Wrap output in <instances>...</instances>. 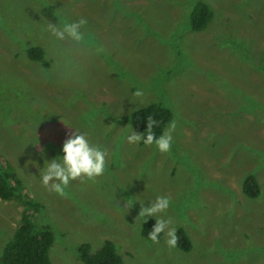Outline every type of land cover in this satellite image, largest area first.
I'll return each instance as SVG.
<instances>
[{"label":"rangeland","instance_id":"rangeland-1","mask_svg":"<svg viewBox=\"0 0 264 264\" xmlns=\"http://www.w3.org/2000/svg\"><path fill=\"white\" fill-rule=\"evenodd\" d=\"M200 2L213 17L196 31ZM80 18L79 43L48 30ZM151 103L172 111L166 153L126 140L140 133L131 112ZM67 126L109 155L102 175L59 195L28 161L59 154ZM0 158L17 178V198H0V255L30 199L53 232L51 264H84L79 245L107 239L122 264H264V0H0ZM248 174L257 197L242 190ZM157 195L170 204L153 218L184 228L190 251L143 235L141 204Z\"/></svg>","mask_w":264,"mask_h":264},{"label":"trees","instance_id":"trees-1","mask_svg":"<svg viewBox=\"0 0 264 264\" xmlns=\"http://www.w3.org/2000/svg\"><path fill=\"white\" fill-rule=\"evenodd\" d=\"M213 17V11L207 3L200 2L191 12L192 28L196 31L206 28ZM30 59L46 63L45 53L42 47L32 45L27 49ZM172 111L161 103H151L134 109L130 118L133 126L140 132H144L148 119L155 121L152 131L159 136L172 120ZM141 144H143L141 142ZM2 160V158H0ZM5 160L3 164L5 166ZM6 167V166H5ZM3 169V168H2ZM17 178L7 169L0 171V198L12 200L17 198ZM244 194L249 197H257L260 194V185L254 174L245 176L242 183ZM30 212L23 213L21 222L16 227L13 238L3 248L0 255V264H51L49 250L53 244V232L48 226H37L33 220L38 212L40 204L25 201ZM155 218H147L143 223L142 233L147 237L148 231L154 226ZM177 247L182 251H190L192 241L184 228L176 230ZM162 236V235H161ZM79 258L84 264H122V257L117 252L111 240H105L102 246L95 252H90V245L82 243L78 247Z\"/></svg>","mask_w":264,"mask_h":264},{"label":"clouds","instance_id":"clouds-1","mask_svg":"<svg viewBox=\"0 0 264 264\" xmlns=\"http://www.w3.org/2000/svg\"><path fill=\"white\" fill-rule=\"evenodd\" d=\"M86 24L84 18L77 21L50 23L48 30L51 35L59 41L66 38L79 43L84 39L81 31ZM135 95L139 96L140 92ZM155 121L148 119L144 132L137 133L131 130L126 136V140L130 144L143 143L145 146L155 145L156 149L161 153L169 151L172 143V131L175 128V122H171L167 129L159 136H155L152 128ZM69 127V126H67ZM74 129L73 127H69ZM33 145V144H32ZM37 144L33 146H37ZM38 155L43 160V166L39 167L35 160L28 161L34 167H37L40 184L48 191L63 195L64 189L68 186L70 180L79 177L94 179L102 175L105 171L106 161L108 158V150L97 144L92 143L87 134L74 129L71 134H66L60 153L51 159L44 158V149L40 148ZM138 201V200H136ZM134 201L131 202V205ZM148 206L141 204L138 216L141 223H144L148 217H155L159 213H164L170 204V198L167 195H157L154 199L147 201ZM171 219L156 218L154 226L147 233L146 239L152 243H157L163 234L167 237L166 244L169 247H175L177 243L176 228L171 226Z\"/></svg>","mask_w":264,"mask_h":264},{"label":"flooded vegetation","instance_id":"flooded-vegetation-1","mask_svg":"<svg viewBox=\"0 0 264 264\" xmlns=\"http://www.w3.org/2000/svg\"><path fill=\"white\" fill-rule=\"evenodd\" d=\"M35 46V45H34ZM30 47V46H29ZM27 56H28V52H27ZM29 57V56H28ZM33 60V59H32Z\"/></svg>","mask_w":264,"mask_h":264}]
</instances>
